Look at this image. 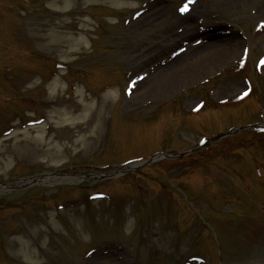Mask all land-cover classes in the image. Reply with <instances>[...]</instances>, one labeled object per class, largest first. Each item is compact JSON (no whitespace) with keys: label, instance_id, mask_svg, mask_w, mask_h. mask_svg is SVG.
I'll use <instances>...</instances> for the list:
<instances>
[{"label":"rangeland","instance_id":"374dc122","mask_svg":"<svg viewBox=\"0 0 264 264\" xmlns=\"http://www.w3.org/2000/svg\"><path fill=\"white\" fill-rule=\"evenodd\" d=\"M25 2L0 0V182L66 176L0 190L7 264H264V130L137 165L264 120V0Z\"/></svg>","mask_w":264,"mask_h":264},{"label":"bare ground","instance_id":"6f19581e","mask_svg":"<svg viewBox=\"0 0 264 264\" xmlns=\"http://www.w3.org/2000/svg\"><path fill=\"white\" fill-rule=\"evenodd\" d=\"M229 1H237V0H229ZM225 2V0H224ZM264 8V7H263ZM187 28V27H185ZM210 44L207 45H200L198 47L192 48L191 52L189 53L191 56H189L190 60H191V64L193 63H200L201 61L204 63H206L205 65L209 64L210 62H214V61H222L225 59V56H222L220 53V57L214 52V47L215 45H210V47H208ZM204 50L206 51V55ZM207 55L209 57H211V59H213V61H208ZM202 56V57H200ZM204 57V58H203ZM203 58V59H202ZM3 141V139H0V143Z\"/></svg>","mask_w":264,"mask_h":264},{"label":"snow or ice","instance_id":"6c2138e0","mask_svg":"<svg viewBox=\"0 0 264 264\" xmlns=\"http://www.w3.org/2000/svg\"><path fill=\"white\" fill-rule=\"evenodd\" d=\"M188 2H191V0H188ZM186 9H187V2L180 8V11H185ZM261 63H264V59H262Z\"/></svg>","mask_w":264,"mask_h":264}]
</instances>
